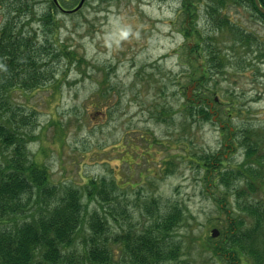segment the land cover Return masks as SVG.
<instances>
[{
  "label": "rangeland",
  "instance_id": "374dc122",
  "mask_svg": "<svg viewBox=\"0 0 264 264\" xmlns=\"http://www.w3.org/2000/svg\"><path fill=\"white\" fill-rule=\"evenodd\" d=\"M24 1L0 0V28L10 17L20 18L17 30L54 44L57 54L41 58L54 74L38 88L6 94L3 113L10 117L11 108L17 121L28 118L22 129L36 137L28 150L48 167L52 184L82 189L91 179L117 182L122 189L109 218L112 245L175 206L183 220L168 239L180 255L166 264H225L212 251L227 227L224 210L236 214L233 186L245 181L217 184L216 160L210 171L202 164L215 156L225 160L226 171L235 169L246 161V145L257 142L254 158L263 164L249 160L261 174L247 201L264 204V21L232 0H225L222 13L239 32L215 29L207 14L210 0H191L189 10L185 0H86L76 13L59 9L49 33L39 21L46 4L31 1L28 14L19 16ZM188 13L198 14L196 24L190 26ZM186 27L201 36L185 39ZM240 31L250 34L248 41L234 37ZM203 37L213 39L211 49L222 58L214 67L208 60L212 68L204 81ZM203 94L211 118L191 119ZM188 100L195 103L185 108ZM246 132L250 142L243 139ZM213 229L219 231L215 238ZM113 249L114 264H132L121 243Z\"/></svg>",
  "mask_w": 264,
  "mask_h": 264
},
{
  "label": "trees",
  "instance_id": "16d2710c",
  "mask_svg": "<svg viewBox=\"0 0 264 264\" xmlns=\"http://www.w3.org/2000/svg\"><path fill=\"white\" fill-rule=\"evenodd\" d=\"M31 1L46 4L39 21L49 33H53L59 7L53 0H25L20 3V9L17 8L19 16L28 14ZM185 1V9L189 10L193 2ZM210 1L207 14L215 29L220 31L230 26L231 31L239 32L222 13L226 1ZM232 1L245 8H253L257 17L264 21V15L258 11L254 0ZM78 2L60 0L62 6L69 5L71 9ZM260 3L264 7V0ZM197 16V13H188L190 26L196 24ZM185 22L188 24L187 20ZM19 23L20 18L10 17L0 28V264H114L116 254L113 245L117 243L122 244L123 252L132 264H166L177 260L180 248L176 244L171 245L168 238L183 220L184 214L180 209L173 206L172 211L150 227L142 232H124L112 240V245L109 218L115 217L114 203L120 199L119 191L122 189L117 182L102 178L89 180L82 189L58 187L52 184L48 167L33 159L28 144L36 137L22 129L29 125L28 118L23 116L17 121V114L11 108H8L10 117H5L3 112L7 103L4 96L17 88L30 90L46 83L54 74V68L47 66L48 62L41 58L47 53L57 54V49L47 39L43 43L37 42L29 32L17 30ZM183 34L185 39L201 36L192 27H186ZM248 35L245 37L240 31L234 37L242 43L245 38L249 40ZM201 40L198 42L199 53L207 51L208 54L205 57L207 64L204 62L199 67L204 81L206 72L219 65L222 58L218 57L216 49H211L213 39L205 42L203 37ZM202 44H206L205 48L201 47ZM64 54L70 57L67 51ZM209 59L212 67L208 65ZM203 95L196 100V106L191 107V119L202 114L206 115V121L210 120V99ZM193 101L188 100L185 108L195 103ZM9 125L12 127L8 128ZM247 134L243 139L250 142ZM252 144H245L246 161L235 169L226 171L223 169L225 160L215 159V156H207L204 161L201 159L206 171L214 165L209 162L216 160L217 184L230 187L236 181H245L246 189L233 186L236 214L224 210L228 215L227 227L220 231L222 241H216L212 251L225 264H264V204L247 201L257 191L255 183L261 174H255L257 169L249 160L253 159L257 165L263 164L258 157L254 158L259 150L257 142ZM91 203L97 205L92 210Z\"/></svg>",
  "mask_w": 264,
  "mask_h": 264
},
{
  "label": "water",
  "instance_id": "95a60500",
  "mask_svg": "<svg viewBox=\"0 0 264 264\" xmlns=\"http://www.w3.org/2000/svg\"><path fill=\"white\" fill-rule=\"evenodd\" d=\"M254 1H255V4L258 10L264 15V8L260 5V1L259 0H254ZM55 2H57V0H55ZM84 2L85 0H81L79 6L74 11H77L78 9H80L83 6ZM218 234H219L218 230L214 229L212 231V236L214 238L217 237Z\"/></svg>",
  "mask_w": 264,
  "mask_h": 264
},
{
  "label": "flooded vegetation",
  "instance_id": "af4514ba",
  "mask_svg": "<svg viewBox=\"0 0 264 264\" xmlns=\"http://www.w3.org/2000/svg\"><path fill=\"white\" fill-rule=\"evenodd\" d=\"M247 9H250V8H247Z\"/></svg>",
  "mask_w": 264,
  "mask_h": 264
}]
</instances>
